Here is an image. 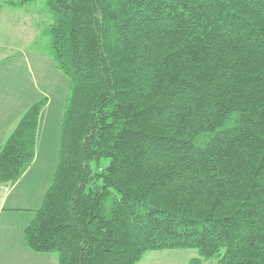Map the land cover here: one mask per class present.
I'll list each match as a JSON object with an SVG mask.
<instances>
[{"label":"trees","instance_id":"obj_1","mask_svg":"<svg viewBox=\"0 0 264 264\" xmlns=\"http://www.w3.org/2000/svg\"><path fill=\"white\" fill-rule=\"evenodd\" d=\"M44 2L69 87L26 247L57 264L188 248L186 264H264V0ZM45 103L0 146V183L32 163Z\"/></svg>","mask_w":264,"mask_h":264},{"label":"rangeland","instance_id":"obj_2","mask_svg":"<svg viewBox=\"0 0 264 264\" xmlns=\"http://www.w3.org/2000/svg\"><path fill=\"white\" fill-rule=\"evenodd\" d=\"M3 7L5 8L0 12V58H11L12 83L17 88L19 100L34 102L45 98L47 102L41 108L38 120L36 148L39 159L33 173L40 170L43 182L45 179L48 187L58 158L60 124L69 81L54 67L45 51L47 37L43 32L51 18L44 0ZM41 91L44 93L40 94ZM12 213H18L15 219L22 226L23 237V227L33 214L30 211ZM194 256H198V252L192 248L148 251L136 264H186ZM203 264L217 262L211 259Z\"/></svg>","mask_w":264,"mask_h":264},{"label":"crops","instance_id":"obj_3","mask_svg":"<svg viewBox=\"0 0 264 264\" xmlns=\"http://www.w3.org/2000/svg\"><path fill=\"white\" fill-rule=\"evenodd\" d=\"M4 8L2 6L0 12ZM11 67V58L6 56L0 58V146L19 117L28 106L36 102L19 100L17 88L12 83ZM42 93L44 92L41 91L40 94ZM36 147L35 144V157L22 175L15 181L0 183V264H57L55 254L36 253L26 247L22 237V226L19 225L17 218L15 219L18 213H12L32 212L41 205L48 184H45V179L43 182L40 170L36 174L33 173L39 159ZM191 258L193 257L189 259Z\"/></svg>","mask_w":264,"mask_h":264}]
</instances>
